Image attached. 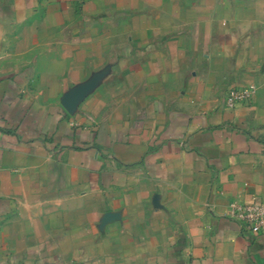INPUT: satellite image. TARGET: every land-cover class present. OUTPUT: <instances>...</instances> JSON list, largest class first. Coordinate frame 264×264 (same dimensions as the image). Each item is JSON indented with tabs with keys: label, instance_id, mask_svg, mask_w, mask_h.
<instances>
[{
	"label": "crops",
	"instance_id": "0c3cea01",
	"mask_svg": "<svg viewBox=\"0 0 264 264\" xmlns=\"http://www.w3.org/2000/svg\"><path fill=\"white\" fill-rule=\"evenodd\" d=\"M236 201L264 202V0H0V264H264Z\"/></svg>",
	"mask_w": 264,
	"mask_h": 264
},
{
	"label": "built area",
	"instance_id": "2783aa9c",
	"mask_svg": "<svg viewBox=\"0 0 264 264\" xmlns=\"http://www.w3.org/2000/svg\"><path fill=\"white\" fill-rule=\"evenodd\" d=\"M257 85L249 82L242 86L229 88L225 101L228 106H234L239 102L249 100L256 92ZM231 215L240 219L245 227L254 233L264 230V202H232Z\"/></svg>",
	"mask_w": 264,
	"mask_h": 264
},
{
	"label": "rangeland",
	"instance_id": "374dc122",
	"mask_svg": "<svg viewBox=\"0 0 264 264\" xmlns=\"http://www.w3.org/2000/svg\"><path fill=\"white\" fill-rule=\"evenodd\" d=\"M256 90H257V89H256ZM255 93H256V92H255ZM255 93H254V94H255ZM253 96H254V95H253ZM253 96H252V97H253Z\"/></svg>",
	"mask_w": 264,
	"mask_h": 264
}]
</instances>
